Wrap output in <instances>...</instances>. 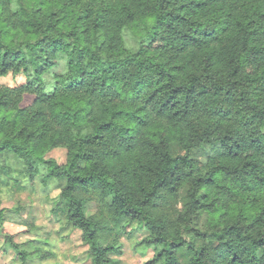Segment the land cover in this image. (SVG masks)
<instances>
[{"label":"trees","instance_id":"16d2710c","mask_svg":"<svg viewBox=\"0 0 264 264\" xmlns=\"http://www.w3.org/2000/svg\"><path fill=\"white\" fill-rule=\"evenodd\" d=\"M12 2L0 0V77L26 83L0 85V238L16 264L56 257L38 237L19 246L5 233L1 189L38 178L60 183L56 210L92 264H124L111 256L133 225L149 232L136 244L154 253L145 264H264V0ZM149 105L167 125L145 126L144 156L108 151ZM203 146L217 148L205 164L192 158ZM60 148L63 165L46 158Z\"/></svg>","mask_w":264,"mask_h":264},{"label":"rangeland","instance_id":"374dc122","mask_svg":"<svg viewBox=\"0 0 264 264\" xmlns=\"http://www.w3.org/2000/svg\"><path fill=\"white\" fill-rule=\"evenodd\" d=\"M128 34L127 43L133 49L134 47L136 49V41L138 40L135 38L134 34L130 32H128ZM25 83L26 77L24 75L14 76L10 73L6 77H0L1 86L18 87L24 85ZM34 100L35 96L27 95L23 99L21 106L23 108L31 106ZM216 150L217 148L214 146H203L193 153L192 158L200 161L202 164H205ZM46 158L53 159L58 164L63 165L67 160V151L64 148L55 149L50 152ZM37 182L41 187H38ZM59 184L60 183L52 181L45 186L38 178L34 186L27 184L28 188L24 192H17L13 185L4 186L1 189V208L7 209V215L10 219L5 224V233L12 236L13 243L15 245L21 246L27 241L38 237V239L43 241L41 243L42 246L52 249L56 254L58 252H62L64 249H69L71 252L75 253V255L72 256L73 264H92L91 257L89 255L90 246L84 244L80 231L74 230L68 225L63 229H60L56 235L59 237L62 233L69 232V229H71L70 235L64 236L59 245H52L48 242L50 232L44 229L36 228L37 220L45 214V208L42 207L45 201L42 197H46L50 190L61 189ZM94 198H96V196L93 195L92 201H90L86 206V213L88 215H94L100 209V203L93 200ZM61 203L62 198L60 197V203L55 209H53V219L49 220L50 227H55L57 223L61 222L62 219H65V212L62 210L63 208L61 210H56ZM178 209L182 210L181 202L178 205ZM202 221L205 220L203 219ZM201 227H203V223H200V226H198V228ZM129 230L133 231V235L130 238L123 237L120 241L122 244V255H114L111 257L121 260L124 264H145L152 259L154 253L153 251H149L145 256H143L141 252L136 250V244L142 242L149 235V232L137 225H133ZM41 233H43V236H41ZM15 259H17L16 249H14L9 242H6L4 237L0 238V264H16ZM56 259L57 255L53 260L40 261L32 264H54Z\"/></svg>","mask_w":264,"mask_h":264},{"label":"clouds","instance_id":"9594fccd","mask_svg":"<svg viewBox=\"0 0 264 264\" xmlns=\"http://www.w3.org/2000/svg\"><path fill=\"white\" fill-rule=\"evenodd\" d=\"M35 6L37 5H26V7L28 8H33ZM21 7L22 5L18 2V0H13L11 4V12H16ZM201 22L203 23L204 21L201 20ZM209 31L211 32V29ZM132 110H134V108ZM157 111H159V109L154 108L152 105H149L147 108H145L142 114V119L137 120L135 124L129 123L126 125V127L132 129V131L128 133L130 139L121 140L120 137L123 135V133H113L115 140L109 144L107 150L111 151L112 145L118 144L120 148L119 155L123 160L128 161L129 163H135L136 160H140L144 156L145 152L149 150V136L145 126L148 124H151L153 127H161L167 125L166 120H161L160 117L157 116ZM138 115L140 114L138 113ZM134 119L135 117L129 118L130 121ZM137 125L141 126L137 127ZM82 135L84 134L82 133ZM109 140H112V138L109 137L106 140V143H108ZM125 150L127 154L125 153ZM18 178L22 179L24 184L28 183L26 177ZM0 179H5V177L0 176ZM37 185L38 187H41L38 182ZM61 192L62 189L50 190L49 194L46 197H42V199L45 201V203L42 205V207L45 208V214L41 216L40 219H38L36 222L37 229H44L50 232V238L48 239V242L52 245H59L64 236L70 235L71 233V229H69V232H64L59 237H57L56 235V233L60 231V229L68 226V221L66 218L57 223L55 227H50L49 225V220L53 219V209H55L60 203ZM41 236H43V233H41ZM56 255L57 259L54 264H73L72 256L75 255V253L71 252L69 249H64L62 252H58Z\"/></svg>","mask_w":264,"mask_h":264}]
</instances>
